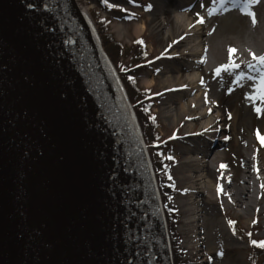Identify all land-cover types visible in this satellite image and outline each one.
Returning <instances> with one entry per match:
<instances>
[{
    "label": "water",
    "instance_id": "1",
    "mask_svg": "<svg viewBox=\"0 0 264 264\" xmlns=\"http://www.w3.org/2000/svg\"><path fill=\"white\" fill-rule=\"evenodd\" d=\"M43 2L0 0V264H173L148 151L94 22L75 0ZM121 221L158 239L124 245Z\"/></svg>",
    "mask_w": 264,
    "mask_h": 264
},
{
    "label": "bare ground",
    "instance_id": "2",
    "mask_svg": "<svg viewBox=\"0 0 264 264\" xmlns=\"http://www.w3.org/2000/svg\"><path fill=\"white\" fill-rule=\"evenodd\" d=\"M208 3L210 6L211 0ZM189 6H183L188 9L187 14L177 13L173 18H167L166 23L155 24L154 30L164 32L162 44L166 45L163 59L169 64L159 70L163 76L160 80L164 94L162 111L171 124H183V133L190 140L180 147L183 158L178 174L184 188L179 204L185 219L184 227L190 234L185 246L190 256L195 257L204 250L226 249L228 240L219 246L218 242L215 246L214 243L213 246L209 245V248L207 245L210 238L225 240L228 233L218 216L209 214L216 206L222 211L239 210L242 216L259 215L264 219V144L251 148L249 143H240L236 134L240 114L232 112L216 96L217 92L210 82H206L215 73L216 67L228 63L229 47L236 50L233 57L241 67L251 60L250 53L264 54V20L251 44L239 46L224 39V35L230 31L226 28L211 39L206 26L210 18L207 10L201 14L204 19L200 23V17L196 19V11ZM83 12L88 14L86 10ZM166 13L169 14L170 10H166ZM229 14L233 15V12ZM142 29L143 23L138 22L135 32L139 34ZM202 57H206L203 62ZM110 64L115 70L111 61ZM146 84L152 87L153 81ZM233 154L237 155V163L231 170L226 161ZM221 164L226 167L222 168ZM218 187L222 189L219 192ZM160 206L163 214L162 203ZM163 223L168 235L165 217ZM196 261L197 264L206 263L198 258Z\"/></svg>",
    "mask_w": 264,
    "mask_h": 264
},
{
    "label": "rangeland",
    "instance_id": "3",
    "mask_svg": "<svg viewBox=\"0 0 264 264\" xmlns=\"http://www.w3.org/2000/svg\"><path fill=\"white\" fill-rule=\"evenodd\" d=\"M138 3H132L130 0H108L109 4L118 5V7L109 8L105 3L104 6H98L97 0H76V3L82 10H86L90 17L92 14L96 18H111V24L109 33L112 34L114 39L122 43L125 48H129L136 40L144 38L146 40V53L147 58L143 65L142 72L137 76L139 80V86L141 89H147L148 94L151 97V102L154 104L153 112L155 114V125L157 133L161 140H168L167 145L163 148L164 151H168L170 157H174L172 167L170 169L171 181L176 190L173 196L171 206L175 209L177 220L175 225L176 233V246L178 253L181 257V262H188V264H197V258L205 260V264H249L247 260V253L249 251V244L246 238L239 233L232 232V225L229 221L237 222L240 229L257 230L255 238L258 241H264V219L259 215L254 217L242 216L239 210H221L219 207H215L209 214L211 216H218L221 224L227 228V236L224 239L215 240L210 238L207 241V245L214 243L218 246L223 244V241L228 240L226 249L220 251H203L201 254L192 257L188 253V249L185 246V241L190 234L186 232L184 227V215L181 210L179 200L182 196L183 184L180 182L178 168L183 158V154L180 152V147L190 140L184 135L183 124L179 126L171 124L163 114V100L164 94L160 87V80L163 77L159 74L160 68L169 64L164 62L161 53H164V47L166 43L162 44V38L164 32L154 30L155 24L165 21L167 18H173L175 14H187L188 9L183 8L187 4L189 7L196 11V19L201 17V14L207 10L208 0H138ZM152 5L149 9L148 5ZM204 4V7H201ZM229 10L225 12L221 9L217 14L210 16L206 21V26L210 34V38H216L218 32L221 29H229L228 33L224 35L225 40H230L237 45L251 44L252 38L256 37L257 30L260 24L264 20V0H258L256 4L251 5V10L256 14V24L253 25L251 17L241 13L239 8H232L228 6ZM114 8H119L116 10ZM109 10H112L110 12ZM166 10H170V13H166ZM233 12L232 14H229ZM229 14V15H227ZM193 20V17H191ZM197 21V20H196ZM142 22L144 29L137 34L135 32L136 24ZM117 72L122 67L134 66L129 60V57L122 54L118 58ZM132 64V65H131ZM129 65V66H128ZM245 65L241 67L244 69ZM119 69V70H118ZM239 71V70H235ZM235 79L234 74L221 71L219 76L215 73L209 76L206 82H210L213 89L216 90V96L223 100L227 106L230 107L232 112L240 114L239 119L236 122V134L239 137L240 143H249L251 148H257L262 143L257 138V130L261 136H264V103L259 100L249 101L246 96L255 91L252 87V82L248 80L240 81L239 83L233 82ZM153 86L148 87L147 82H152ZM229 89H232L230 92ZM222 97V98H221ZM254 106H260L262 108L261 114L257 115L254 111ZM197 132V129L194 133ZM175 134V136H174ZM235 142V140H234ZM167 155V156H168ZM170 162L169 160L167 161ZM231 168L236 167L237 155L233 154L227 157L226 161ZM255 221V223H254ZM223 253L220 255L219 253Z\"/></svg>",
    "mask_w": 264,
    "mask_h": 264
},
{
    "label": "trees",
    "instance_id": "4",
    "mask_svg": "<svg viewBox=\"0 0 264 264\" xmlns=\"http://www.w3.org/2000/svg\"><path fill=\"white\" fill-rule=\"evenodd\" d=\"M130 1L133 2V0ZM138 2V0H134V3ZM97 4L98 6H104V2H102V0H97ZM116 9L118 10L119 8ZM109 11L112 12V10ZM92 16L96 21L98 32L102 39L105 51L114 65H118V58L119 56H122L123 53L129 57V60L134 65L131 67H122L126 68L128 71H121V69L118 70L120 72L121 79L124 83L128 97L133 104L138 121L142 128L145 142L150 148V157L155 171L156 180L158 182V187L167 219V225L171 236L174 263L188 264V262H181V257L176 246L177 236L175 233V225L177 216L176 212L174 211L175 209L170 206V202L175 195V189L174 185L169 179L170 168L173 161L170 160L169 163L167 162V155L170 153L163 150L168 141L161 140L160 136L156 132L157 127L155 125V119L153 120L150 118L156 117L153 112L154 104L151 102V97L148 94V90L141 89L139 86V80L137 79V76L142 72L143 65L145 64L147 58V55H144V53L147 51L145 47L146 40L141 38L136 40L129 48H125L122 43L117 42L112 34L109 33L110 24L112 21L111 18H96V16L93 14ZM140 41H143V43H140ZM129 76L134 78L135 83L128 79ZM232 229L235 233H239L248 241L249 251L247 253V260L249 264H264V248H260L259 246L253 245L251 243L252 240L258 241V239L255 238L257 230L251 229L250 231H247L246 229H240L237 222L232 224Z\"/></svg>",
    "mask_w": 264,
    "mask_h": 264
},
{
    "label": "snow or ice",
    "instance_id": "5",
    "mask_svg": "<svg viewBox=\"0 0 264 264\" xmlns=\"http://www.w3.org/2000/svg\"><path fill=\"white\" fill-rule=\"evenodd\" d=\"M55 2V0H53V3ZM102 2H104L109 8L112 7H118V5L115 4H109L108 0H102ZM134 2V0H133ZM258 2V0H211V4L210 6L207 7V15L208 16H213L215 14H217L221 9H223L225 12H227L229 10V5H231L232 8H239V10L241 11V13L251 17V22L253 25L256 24L257 20H256V14L251 10V5L256 4ZM27 8L29 9H33L35 7H37V5L33 2H28L27 3ZM204 4H201V7H204ZM42 7L45 11L47 12H54L55 10L52 9L49 5V3L47 2V0H44V2L42 3ZM152 7V5H148V8L150 9ZM55 19H58V17H54ZM203 17H200V20L198 22L203 23ZM39 23L44 24L43 20L39 21ZM61 28H63V24L60 25ZM45 28H48V25L44 24ZM49 31H51V29H48ZM75 43V40L73 38V35H68L66 39L63 40V44L64 45H72ZM140 43H143V41H140ZM175 43V42H174ZM236 50L232 47H229L228 49V63L226 64H221L218 67L215 68V75L219 76L221 74V71H225L228 72L229 74H234L235 75V79L233 82L235 83H239L240 81L243 80H248L252 82V87L255 89V91L251 94H248L246 96V98L249 101H255V100H259L262 103H264V54L261 55H256L255 53H250L251 55V60L249 62H247V64L245 65L244 69H241V64L236 63L233 57V53ZM144 55L146 56L147 53L145 52ZM165 55V53H161V56ZM206 57H202L201 62L204 61ZM235 70H239V71H235ZM121 71H128L126 68H121ZM157 71H159V69H157ZM25 80L28 79L27 76L23 77ZM128 79L130 81H132L133 83H135L134 78L132 76H129ZM201 83H203V79L201 78ZM186 87V86H184ZM229 91L231 92L232 89H229ZM5 93L3 92L2 88H0V99L3 98V95ZM205 102H207V94H205ZM209 111H211L209 109ZM254 111L257 115L261 114L262 112V108L260 106H254ZM27 111H23V112H17L16 113V119L19 118H27ZM151 119H155L154 117H150ZM7 129H0V131H6ZM24 135L26 136L27 133H24ZM257 138L261 141L262 144H264V136H261V134L259 133V130H257ZM175 136V134H174ZM224 139H228V137H224ZM168 159H174V157H168ZM221 167H226V165L221 164ZM126 170V169H125ZM115 176V172H112V175L110 177V179L112 177ZM169 179L171 180V176H169ZM112 184H116V180L113 179L112 180ZM123 184V182H121V185ZM111 187V186H110ZM262 187H264V185H262ZM222 189L218 187V192L221 191ZM120 203H124L123 200L120 201ZM143 203H147V200L143 201ZM175 211V210H174ZM156 213L153 212V215H155ZM132 216L135 215V213H131ZM128 217H125V220H127ZM122 224H124L123 221H121ZM235 222L233 221H229V224L232 225ZM255 223V221H254ZM150 227L149 225H145V228ZM124 228L127 229L126 231L123 232V236L126 237L125 239L122 240V243L124 245H127L129 243L133 244V247L139 249L141 247V245H151L152 241L157 240L158 238L155 235H152L151 233H149L148 235H142V236H137L134 233L133 234H129V232L131 231L130 229H128L127 224H124ZM22 235V233L18 234V237ZM114 237L111 233H109V235L107 236L108 240H112ZM136 241H138V243H135ZM251 243L253 245H257L260 248H264V241H256V240H252ZM220 255H223V253H219Z\"/></svg>",
    "mask_w": 264,
    "mask_h": 264
}]
</instances>
